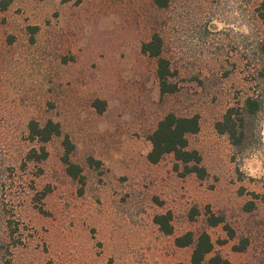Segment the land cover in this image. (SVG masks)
Listing matches in <instances>:
<instances>
[{
    "label": "rangeland",
    "instance_id": "obj_1",
    "mask_svg": "<svg viewBox=\"0 0 264 264\" xmlns=\"http://www.w3.org/2000/svg\"><path fill=\"white\" fill-rule=\"evenodd\" d=\"M0 1V205L28 227L13 263L192 264V247L174 237L206 231L213 249L201 264L214 254L264 264V176L241 171L264 150V107L241 148L215 127L227 107L264 95L261 0ZM155 33L177 85L165 94L156 58L141 51ZM168 112L198 115L188 140L203 178L172 154L147 160L148 135ZM30 119L61 126L43 160L26 159L38 145ZM64 135L83 184L65 170ZM167 212L170 235L154 222ZM211 214L223 221L211 225Z\"/></svg>",
    "mask_w": 264,
    "mask_h": 264
},
{
    "label": "trees",
    "instance_id": "obj_2",
    "mask_svg": "<svg viewBox=\"0 0 264 264\" xmlns=\"http://www.w3.org/2000/svg\"><path fill=\"white\" fill-rule=\"evenodd\" d=\"M2 6L6 5L0 1ZM158 7H165L169 0H153ZM259 16L264 21V0L259 4ZM162 38L158 34H153L149 41L144 42L141 51L149 56L156 58V74L159 80V89L161 94L173 92L177 85L169 80L173 75L169 60L162 53ZM100 104V105H99ZM98 110H102L101 101H96ZM264 107V95L253 97L247 95L241 105H231L226 108L221 118L216 121L215 127L219 133L227 135L230 143L238 148L245 145L247 139V122L248 118L253 116L257 111ZM27 136L29 140L35 141L38 145L29 149L26 154L27 160H43L47 157L45 144L53 137L61 134L60 123L52 119H47L40 123L35 119H30L26 123ZM199 130V117L193 115H177L173 112L166 113L157 122L156 127L148 135L151 148L146 158L151 163L158 162L164 155L172 154L176 162L180 163L184 174H195L203 178L206 174L205 167L202 165V157L199 151L189 147L188 136L195 134ZM63 154L62 161L65 164L66 172L78 182L83 184L84 177L81 167L71 161L70 155L74 149V144L68 135L62 139ZM90 162L98 163L89 158ZM251 204L247 209L251 208ZM10 210V209H9ZM6 206L0 205V264L13 263L17 257L19 246L26 244L27 225L24 221L16 216V213L9 211ZM220 216L210 215L208 222L216 225L222 222ZM154 222L159 229L166 235L173 233L171 224V215L169 212L161 213L154 216ZM174 244L178 247L191 246L190 261L192 264H201L206 256L213 249V241L206 231L194 234L186 231L174 237ZM238 250H241L238 247ZM210 264H231L230 261L219 255L214 254L209 259Z\"/></svg>",
    "mask_w": 264,
    "mask_h": 264
},
{
    "label": "clouds",
    "instance_id": "obj_3",
    "mask_svg": "<svg viewBox=\"0 0 264 264\" xmlns=\"http://www.w3.org/2000/svg\"><path fill=\"white\" fill-rule=\"evenodd\" d=\"M241 171L252 177L264 176V150L253 151L251 155L247 156L243 160Z\"/></svg>",
    "mask_w": 264,
    "mask_h": 264
}]
</instances>
